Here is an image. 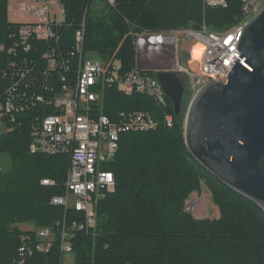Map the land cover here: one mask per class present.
<instances>
[{
	"label": "trees",
	"instance_id": "trees-1",
	"mask_svg": "<svg viewBox=\"0 0 264 264\" xmlns=\"http://www.w3.org/2000/svg\"><path fill=\"white\" fill-rule=\"evenodd\" d=\"M54 1L64 8V20L55 27L57 37L33 38L28 48L19 36L24 22L10 21V0H0V98L13 77L19 78L18 71L27 79L43 74V56L49 50L73 67L74 82L78 58L71 54L83 26L84 53L106 65L116 62L117 72L124 74L136 68L137 41L145 33L204 25L219 33L243 19L241 0H227V6L219 7L205 6L204 0ZM179 78L191 96L188 79ZM99 98L95 113L111 118L120 112L157 116L164 109L146 95L128 94L113 84L105 85ZM167 100L172 127L161 123L154 130L120 135L119 150L104 167L114 175L115 190L96 204V225L77 230L71 240L74 264H264V209L193 156L185 141L183 111L177 114ZM43 111V106L29 107L15 115L8 130L0 129V156L8 158L7 168H0V264H63L58 239L63 225L70 229L75 222H85L82 213L51 203L66 193L70 154L34 151L32 126ZM51 112L48 108L45 113ZM43 179L55 185H44ZM202 184L219 207L218 219H198L187 210V200L201 192ZM22 224L53 228L57 240L51 251L36 252L22 262L23 237L31 235L36 242L34 230H23Z\"/></svg>",
	"mask_w": 264,
	"mask_h": 264
},
{
	"label": "built area",
	"instance_id": "built-area-1",
	"mask_svg": "<svg viewBox=\"0 0 264 264\" xmlns=\"http://www.w3.org/2000/svg\"><path fill=\"white\" fill-rule=\"evenodd\" d=\"M40 7L23 4L21 10L32 20L24 22L19 29L23 44L31 39L56 38L55 27L62 23L64 8H51L54 0H34ZM264 0H241L243 19L235 27L223 32H211L205 25L200 29H179L171 33L177 38L178 46L186 42L188 57H178L175 73L187 77L195 95L208 84L218 81L226 83L229 73L241 55L238 49L242 32L252 18L259 13ZM205 6H227V0H204ZM84 26L76 33L77 45L72 56L78 58V67L73 82V67L54 50L47 51L43 58L46 70L34 74L31 79L20 71L14 78L3 98H0V126L5 130L15 121V115L29 107L43 106L44 111L35 118L32 126L34 151L49 154H70V167L66 180V193L52 198L51 203L63 206L66 211L74 209L82 213L85 222L73 223L70 229L63 225L60 234V250L65 256L73 252L71 240L76 231L96 225V204L108 192L115 190L112 172L104 169L119 150L120 135L129 131H149L161 123L172 127L173 114L168 110L167 95L158 79L157 71H139L119 74L118 64L106 65L83 50ZM203 47L201 58L193 59L196 45ZM185 50V49H184ZM179 61L181 63H179ZM54 80V82H53ZM113 84L125 93H138L150 97L164 109L155 116L150 112H120L111 118L96 114L100 104V91L105 85ZM45 106V107H44ZM46 109V110H45ZM159 116V117H158ZM42 184L54 186L55 181L43 179ZM35 243L31 235L23 237L19 255L24 262L36 252L48 253L53 248L57 235L53 228L34 229ZM65 264V261L63 262Z\"/></svg>",
	"mask_w": 264,
	"mask_h": 264
},
{
	"label": "water",
	"instance_id": "water-1",
	"mask_svg": "<svg viewBox=\"0 0 264 264\" xmlns=\"http://www.w3.org/2000/svg\"><path fill=\"white\" fill-rule=\"evenodd\" d=\"M238 49L242 53L227 82H212L194 96L185 141L212 174L264 209V9L244 28ZM136 53L137 69L158 72L179 114L184 87L174 72L180 56L177 38L144 34Z\"/></svg>",
	"mask_w": 264,
	"mask_h": 264
},
{
	"label": "rangeland",
	"instance_id": "rangeland-1",
	"mask_svg": "<svg viewBox=\"0 0 264 264\" xmlns=\"http://www.w3.org/2000/svg\"><path fill=\"white\" fill-rule=\"evenodd\" d=\"M33 1L34 0H10V12H9L10 21H12L14 23H23V22H27V21L32 20L33 19L32 16L23 12L20 8L23 4H30V5L32 4L36 7H40V5H38L36 2H33ZM51 8H62V7L59 3H54V4H52ZM263 9H264V3L261 5L259 12L262 11ZM63 18H64V15H62L61 19H63ZM169 34H171V33H169ZM141 36H139V37H141ZM179 45L180 46H178V49L183 50V52L185 53V56L187 58L188 52L186 50V48H187L186 42L185 43L181 42V43H179ZM92 57L96 58L94 55ZM185 92H186V88H185ZM194 96H195V93H193V92L191 93V96L184 94V99H183V103L181 106V111H183L185 121H186V116H187L190 104H191ZM0 129L2 131H4L3 130L4 128L2 126H0ZM7 165H8V158L6 156H0V168L6 169ZM186 206H187V210L191 214H193L194 217H196L198 219L207 218L210 220H214V219H218L220 217L219 207L213 201L211 192L205 184H202L201 192H194L190 196V198L187 200ZM20 228L23 230H34V229H36L35 226H32L30 224H22L20 226ZM64 261H65V264H74L73 254L72 253L67 254L65 256Z\"/></svg>",
	"mask_w": 264,
	"mask_h": 264
},
{
	"label": "bare ground",
	"instance_id": "bare-ground-1",
	"mask_svg": "<svg viewBox=\"0 0 264 264\" xmlns=\"http://www.w3.org/2000/svg\"><path fill=\"white\" fill-rule=\"evenodd\" d=\"M171 33V32H170ZM169 34V33H168ZM171 34H173V33H171ZM179 50V49H178ZM202 50H203V47L201 46V45H196L195 47H194V50H193V59L194 60H198V59H200L201 58V53H202ZM179 52H180V55L182 54V51L181 50H179ZM185 78H187L186 76H185Z\"/></svg>",
	"mask_w": 264,
	"mask_h": 264
},
{
	"label": "flooded vegetation",
	"instance_id": "flooded-vegetation-1",
	"mask_svg": "<svg viewBox=\"0 0 264 264\" xmlns=\"http://www.w3.org/2000/svg\"><path fill=\"white\" fill-rule=\"evenodd\" d=\"M183 87H184V94H185V85H183Z\"/></svg>",
	"mask_w": 264,
	"mask_h": 264
},
{
	"label": "crops",
	"instance_id": "crops-1",
	"mask_svg": "<svg viewBox=\"0 0 264 264\" xmlns=\"http://www.w3.org/2000/svg\"><path fill=\"white\" fill-rule=\"evenodd\" d=\"M38 5H40V4H38ZM9 12H10V7H9Z\"/></svg>",
	"mask_w": 264,
	"mask_h": 264
}]
</instances>
